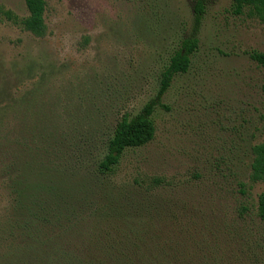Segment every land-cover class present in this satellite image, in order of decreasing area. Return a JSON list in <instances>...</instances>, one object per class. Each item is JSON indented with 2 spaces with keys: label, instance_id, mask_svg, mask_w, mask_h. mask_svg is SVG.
<instances>
[{
  "label": "rangeland",
  "instance_id": "374dc122",
  "mask_svg": "<svg viewBox=\"0 0 264 264\" xmlns=\"http://www.w3.org/2000/svg\"><path fill=\"white\" fill-rule=\"evenodd\" d=\"M201 1L196 26L197 0H45L38 37L5 15L27 16L24 0H0L1 250L35 157L37 105L57 103L70 151L88 165L124 114L156 100L169 56L195 33L189 70L155 105L153 139L126 149L111 181L160 178L155 203L203 225V248L217 236L205 264H264V182L249 177L251 147L264 139V70L249 52H264V22L233 14L232 0Z\"/></svg>",
  "mask_w": 264,
  "mask_h": 264
},
{
  "label": "trees",
  "instance_id": "16d2710c",
  "mask_svg": "<svg viewBox=\"0 0 264 264\" xmlns=\"http://www.w3.org/2000/svg\"><path fill=\"white\" fill-rule=\"evenodd\" d=\"M24 2L27 16L18 20L10 11L5 15L35 36H43L47 29L45 0ZM194 10L197 26L203 10L201 0ZM244 10L264 22V0H232L233 14ZM197 46L195 33L181 41L160 73L156 100L147 102L134 115L124 114L88 165L70 151L57 103L52 101L46 112L44 105H37L35 157L23 167L20 196L6 248H0V264L214 263L203 253H217V236L215 243L203 248L195 235L203 225L196 229L190 218L180 217L159 201L158 206L149 196L160 178L153 177L148 187L137 179L121 185L111 181L125 150L142 147L153 139L155 105L173 78L189 70ZM249 57L264 70V52L252 50ZM251 153L250 180L264 182V139L251 147ZM257 213L264 221V189L258 197ZM194 237L197 246L191 242Z\"/></svg>",
  "mask_w": 264,
  "mask_h": 264
}]
</instances>
